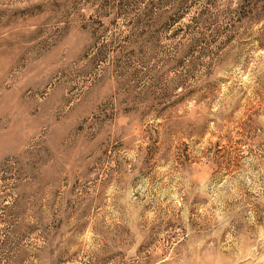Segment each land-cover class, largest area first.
Listing matches in <instances>:
<instances>
[{
  "label": "rangeland",
  "instance_id": "374dc122",
  "mask_svg": "<svg viewBox=\"0 0 264 264\" xmlns=\"http://www.w3.org/2000/svg\"><path fill=\"white\" fill-rule=\"evenodd\" d=\"M0 264H264V0H0Z\"/></svg>",
  "mask_w": 264,
  "mask_h": 264
}]
</instances>
